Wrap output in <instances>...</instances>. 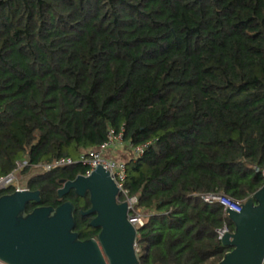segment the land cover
Returning a JSON list of instances; mask_svg holds the SVG:
<instances>
[{"label": "trees", "instance_id": "1", "mask_svg": "<svg viewBox=\"0 0 264 264\" xmlns=\"http://www.w3.org/2000/svg\"><path fill=\"white\" fill-rule=\"evenodd\" d=\"M111 131L131 153L140 264H217L234 224L203 195L243 203L264 184V0H0V178L26 162L40 205L84 210L57 190L87 165L39 166Z\"/></svg>", "mask_w": 264, "mask_h": 264}, {"label": "water", "instance_id": "2", "mask_svg": "<svg viewBox=\"0 0 264 264\" xmlns=\"http://www.w3.org/2000/svg\"><path fill=\"white\" fill-rule=\"evenodd\" d=\"M264 175V170H263ZM59 198L71 190L90 195L94 214L90 225L100 228L97 237L82 239L75 230L76 205L66 200L58 206L40 205L39 189L0 195V264H140L136 240L139 228L128 220V202L118 201L119 187L102 165L74 179H60ZM37 203L28 211L30 203ZM234 224L221 241L231 247L217 264H263L264 184L240 211L226 209Z\"/></svg>", "mask_w": 264, "mask_h": 264}, {"label": "built area", "instance_id": "3", "mask_svg": "<svg viewBox=\"0 0 264 264\" xmlns=\"http://www.w3.org/2000/svg\"><path fill=\"white\" fill-rule=\"evenodd\" d=\"M122 133L115 134L113 131L109 133V140L105 142L99 149H92L87 152H84L80 155V157L75 160L71 157H61L54 162L48 163L46 165H38L44 170H50L54 167L67 166L71 165L75 162H82L83 164L88 166V170L85 174H89L93 171L97 166L102 165L105 169H107L113 178V180L117 183L119 187L118 201H127L128 202V220L132 223L136 228H140L144 225L145 219L142 211V207L139 205L138 197L135 195H130L128 189L124 187V182L126 179V165L124 161H119L113 157H108L105 155V152L108 149H111L117 145L123 144L122 142ZM134 152L141 153L142 147H137ZM26 163V162H25ZM25 163H18L17 169L12 171L0 178V190H5L7 188H14L16 190H23L27 187H24L20 184L19 172L25 165ZM206 202H219L223 205L224 210L231 208L235 211H240L242 207V203L239 201H235L230 197L225 196L222 193H208L203 195L202 197ZM226 214V212H225ZM229 231L225 226L223 229H220L219 238L221 239L222 235ZM136 251L137 245H136ZM264 264V261H263Z\"/></svg>", "mask_w": 264, "mask_h": 264}, {"label": "rangeland", "instance_id": "4", "mask_svg": "<svg viewBox=\"0 0 264 264\" xmlns=\"http://www.w3.org/2000/svg\"><path fill=\"white\" fill-rule=\"evenodd\" d=\"M105 155L108 157H113L119 161H125V159L127 157L131 156V153L123 144H121V145H117L111 149H108L105 152ZM19 179H20V177H19Z\"/></svg>", "mask_w": 264, "mask_h": 264}, {"label": "flooded vegetation", "instance_id": "5", "mask_svg": "<svg viewBox=\"0 0 264 264\" xmlns=\"http://www.w3.org/2000/svg\"><path fill=\"white\" fill-rule=\"evenodd\" d=\"M75 194V195H77L78 197H83V198H85V197H88L89 198V200H90V195H89V193L87 192L84 196H80V195H78V194H76L75 193V191L74 190H71L67 195H65V196H63V197H68V196H70L71 194ZM91 207V202H90V205L86 208V209H79V210H77V207H76V211H75V218H76V220H77V218H78V215H77V213H79V214H81V216H83V217H85V221H84V223L85 224H88V225H90V222H91V220L94 218V214H92V215H84V214H82V212H84V211H87L89 208ZM79 211V212H78ZM87 220V221H86ZM91 226V225H90ZM96 230H97V233H96V236H93V237H97V235H98V233L100 232V228H95ZM91 238V237H90Z\"/></svg>", "mask_w": 264, "mask_h": 264}]
</instances>
